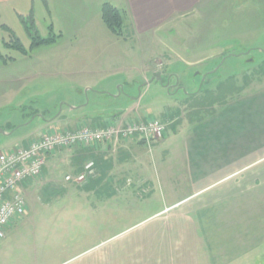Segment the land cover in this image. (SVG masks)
<instances>
[{"label": "rangeland", "instance_id": "374dc122", "mask_svg": "<svg viewBox=\"0 0 264 264\" xmlns=\"http://www.w3.org/2000/svg\"><path fill=\"white\" fill-rule=\"evenodd\" d=\"M38 2L33 21L27 15L0 17V152L26 146L45 131L74 129L80 119L101 116L117 124L149 112L160 120L161 111L176 107L182 114L186 107L182 124L138 145L136 161L152 172L183 164L179 153L191 134L189 118L199 112L208 117L219 102L264 101V0H210L203 12L178 16L142 36L131 30L126 39L116 37L101 25L32 46L37 34L46 38L52 32ZM14 37L25 52L15 47ZM155 74L159 80H152ZM167 82L175 86L165 87ZM194 109L199 112L190 114ZM114 114L117 122L110 119ZM96 144L103 143L76 147ZM53 165L55 182L46 191L31 198L25 189L28 210L0 240V264H90L98 254L105 262L108 246L136 237L141 220L164 205L161 188L140 194L136 182L127 189L116 186L106 201L105 189L65 181V174L75 172L62 158ZM94 176L96 168L85 182Z\"/></svg>", "mask_w": 264, "mask_h": 264}, {"label": "crops", "instance_id": "0c3cea01", "mask_svg": "<svg viewBox=\"0 0 264 264\" xmlns=\"http://www.w3.org/2000/svg\"><path fill=\"white\" fill-rule=\"evenodd\" d=\"M37 1L46 8L49 28L52 32L59 28L60 37L101 25L106 28L100 16L105 2L127 12L128 32L132 30L134 36L172 24L178 16L203 12L211 4L210 0H0V17L24 19L27 15L33 21ZM105 39L109 40L101 41ZM172 109L159 114L165 134L182 124L186 107L182 114ZM152 114L127 121H145ZM116 115L110 117L114 122ZM207 116L199 112L187 120L192 130L179 153L182 165L167 164L151 172L136 161L138 145L146 143L138 137L87 148L75 146L48 156L41 175L24 183V195L26 189L32 198L55 182L52 170L58 158L74 174L91 158L96 176L82 184L69 182L76 188L105 189L107 201L116 186L127 189L136 182L140 194L161 188L165 201L141 220L145 222H140L143 228L136 237L108 246L105 262L98 254L90 264H264V101L219 102ZM86 121L80 119L71 130L108 120L94 116ZM109 148L118 153L110 154Z\"/></svg>", "mask_w": 264, "mask_h": 264}, {"label": "built area", "instance_id": "2783aa9c", "mask_svg": "<svg viewBox=\"0 0 264 264\" xmlns=\"http://www.w3.org/2000/svg\"><path fill=\"white\" fill-rule=\"evenodd\" d=\"M165 124L151 117L145 121H125L103 127L81 126L75 130L45 131L28 145L0 152V239L5 229L26 214L23 185L40 175L48 154L60 148L95 143L108 144L138 137L145 142L162 138ZM94 161L84 163L81 172L65 175L64 180L77 184L94 174Z\"/></svg>", "mask_w": 264, "mask_h": 264}, {"label": "trees", "instance_id": "16d2710c", "mask_svg": "<svg viewBox=\"0 0 264 264\" xmlns=\"http://www.w3.org/2000/svg\"><path fill=\"white\" fill-rule=\"evenodd\" d=\"M100 16L101 20L106 26V28L116 37L124 38L128 36V14L125 10L118 9L111 3L105 2L101 5L100 8ZM6 28V27H5ZM51 29V28H50ZM11 35L13 33L11 32ZM14 36V35H13ZM56 36L59 37V35H55L53 32L49 34V37L42 38L38 34L36 35L37 42L32 41V46H37V45H44V44H50L55 41ZM15 41V47L20 49V51L25 52L23 47L18 43L16 38L14 37ZM96 118H92L94 121ZM109 122H105L103 124H100L98 122H93L90 125L92 127H100V126H105ZM84 125H87V123H84ZM88 125V126H90Z\"/></svg>", "mask_w": 264, "mask_h": 264}, {"label": "water", "instance_id": "95a60500", "mask_svg": "<svg viewBox=\"0 0 264 264\" xmlns=\"http://www.w3.org/2000/svg\"><path fill=\"white\" fill-rule=\"evenodd\" d=\"M159 78H160L159 74H155L152 80H159ZM161 84L163 85L162 82H161ZM167 84H168V82L164 86L169 88V86Z\"/></svg>", "mask_w": 264, "mask_h": 264}, {"label": "flooded vegetation", "instance_id": "af4514ba", "mask_svg": "<svg viewBox=\"0 0 264 264\" xmlns=\"http://www.w3.org/2000/svg\"><path fill=\"white\" fill-rule=\"evenodd\" d=\"M168 86H170L169 84H168ZM172 86H174L173 84L170 86V87H172ZM55 118H46L45 120H44V124H46V123H50V122H52L53 120H54ZM50 121V122H49Z\"/></svg>", "mask_w": 264, "mask_h": 264}, {"label": "bare ground", "instance_id": "6f19581e", "mask_svg": "<svg viewBox=\"0 0 264 264\" xmlns=\"http://www.w3.org/2000/svg\"><path fill=\"white\" fill-rule=\"evenodd\" d=\"M5 231H6V229H5ZM3 239V238H2ZM1 240V239H0Z\"/></svg>", "mask_w": 264, "mask_h": 264}]
</instances>
